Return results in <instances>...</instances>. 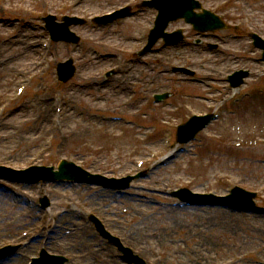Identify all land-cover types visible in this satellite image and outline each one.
<instances>
[{
    "label": "rangeland",
    "instance_id": "obj_1",
    "mask_svg": "<svg viewBox=\"0 0 264 264\" xmlns=\"http://www.w3.org/2000/svg\"><path fill=\"white\" fill-rule=\"evenodd\" d=\"M125 1L134 3L132 0H0V17L6 22H0V39L8 41V45L0 44V166L12 170L32 165L56 168L65 158L91 173L107 177L121 178L141 171L147 174L146 178L135 180L127 189L117 192L88 184L24 185L12 181V177L5 178L9 173L0 172L5 178H0V248L23 251L22 244L33 237H40L37 246L54 237L52 240L61 249L49 252L66 257V264H79L81 261L76 262L68 251L69 245H60L69 233L63 220L54 222L60 230L64 228L60 235L53 231V225L43 227V217L57 219L69 210L75 213L78 229L79 225L84 227L82 232L90 237L88 240L95 238L93 251L105 249L103 253L111 258L110 264L127 263L120 259L124 254L114 244L98 235L88 220L90 214L97 216L111 236L117 237L146 264H264V215L220 207H181L171 196L179 188L223 195L236 185L255 192L256 204L264 206V163L259 161L264 159V103L254 100L248 112L238 106L234 116H224L199 134L196 141L178 151L173 143L175 127L165 121L173 123L179 115L186 119L191 109L198 113L201 109L202 113L206 111V102L188 95L216 97L201 84L175 81L179 75H160L167 67L187 66L200 77L205 74L223 77L236 63L232 55L249 53L250 44L246 39L229 40L223 50L226 55L202 53L189 47L165 51L156 45L155 52L143 58L145 62L157 63L152 68L154 71L147 70V63L139 64L144 71L136 74V87L141 89L135 104L127 100L122 104L128 96L126 85H130L133 75L125 76L122 86L125 93L105 92L104 87L95 83H100L102 73L109 67L127 71L132 66L131 52L142 45V35L149 29L153 12L146 10L105 29L92 28L90 19L121 7ZM200 1L214 9L217 2L224 0ZM216 10L228 23L246 22L264 37V0H227L225 6ZM48 12L87 21L86 25L72 29L80 37L79 45L48 41L47 33L35 19ZM9 19L15 21L13 26L8 24ZM25 24L28 25L23 31L17 30ZM168 28L188 29L183 21L171 23ZM257 56L253 53L251 58ZM67 59L73 60L76 74L63 84L57 81L55 68L57 62ZM243 60L239 63L252 73L244 89L255 91L264 87V76L255 79L261 64ZM126 64L128 67L124 68ZM3 81L7 82L3 84ZM20 86L24 91L19 95L16 90ZM166 91L175 93L169 100L172 105L143 104L150 94ZM38 101L50 107V122L58 126L50 146L47 142L52 135L45 136L42 142L47 146L45 150L39 148V141H24L39 136L38 128L34 127V123L43 122L42 113L35 105ZM108 116H121L131 124L105 120ZM166 139H169L167 145ZM42 195L51 201L50 209H38L36 203ZM60 236L63 239L59 240ZM16 238L19 240L14 242ZM35 244L28 245L29 255L34 253L31 249ZM9 252L0 256V264L11 258V264H23V261L15 263L12 250ZM97 257L90 258V264H105L101 261L104 256Z\"/></svg>",
    "mask_w": 264,
    "mask_h": 264
},
{
    "label": "bare ground",
    "instance_id": "obj_2",
    "mask_svg": "<svg viewBox=\"0 0 264 264\" xmlns=\"http://www.w3.org/2000/svg\"><path fill=\"white\" fill-rule=\"evenodd\" d=\"M6 82L7 81H3V84ZM112 94H118V92L113 91ZM35 105H36V107L39 108V111H41L42 116H43V122L41 124L34 123V127L38 128V130H39V136L33 135V136L29 137L28 139H24V141H26L27 143H31V142L37 143L39 141V143H40L39 148L40 149L43 148L45 150L47 148V146H49V145L45 146L44 143H42L44 141L45 136L52 135L56 130L55 128H57L58 126L55 124V122H50V116H49V114H50L49 108L50 107L48 105H43L39 101ZM49 137H50L49 139H50V144H51L54 141V136L52 135ZM4 206H5V204H4ZM74 214L75 213H70L69 210H67L64 214H61L60 216H58L57 219H46L45 217H43V219H44L43 227L46 226L48 228L52 224L54 226H56V224L54 223L56 220L57 221L63 220V222L66 225V227L64 226V228L66 230H68L69 233L65 232L68 236L63 235L64 239H66V241L64 243V240H63V243H61L60 245H63V244L69 245L68 251L75 258V260H77L76 262H78V260H79V261H81L79 264H90V262H89L90 258L94 257V258L98 259L97 256H99V254H100L101 257L102 256L105 257L101 261L105 264H110L109 261L111 260V258L109 257V259H108L107 256L104 255V253H103V252H105V249L101 250V251H99V249H97L96 251L92 250V248L95 247V239H94V241L88 240L90 237H88V235L86 233L82 232L83 228H84L82 225H79V229H78V224L76 223V221L73 218ZM42 216H43V214L41 215V217ZM41 222H42V220H41ZM64 228H63V230H64ZM63 230H60L59 228L58 229L55 228L53 231L56 232L58 235H60V233L64 232ZM6 235L8 236L7 233H6ZM63 236H60L59 240L63 239ZM52 238H54V237H52ZM18 240H19V238H16V240L14 242H17ZM30 244L31 243H29V245ZM47 245H48L47 248L61 249V247L59 248L57 243H55V241L52 239L47 240L46 246ZM46 246H43V247H46ZM64 247L66 248L67 246H64ZM65 248H63V249H65ZM26 249L27 248L24 247V250H23V256L24 257L22 255H19V257H17V258L14 257L15 263H19L20 261H23V263H24V261L26 260V252H25ZM107 255H110V254H107ZM6 264H11V263L8 262Z\"/></svg>",
    "mask_w": 264,
    "mask_h": 264
},
{
    "label": "water",
    "instance_id": "obj_3",
    "mask_svg": "<svg viewBox=\"0 0 264 264\" xmlns=\"http://www.w3.org/2000/svg\"><path fill=\"white\" fill-rule=\"evenodd\" d=\"M186 16V18H189V16H190V13H188L187 15H185ZM68 64H69V62H68ZM60 72L63 74V72H64V70L62 69V67L60 68ZM189 125H190V123L188 124V125H186V126H184L183 127V129H181V131H182V135H181V137H180V141L181 142H184L185 140H187V138H188V136H189V134H190V132H189ZM62 167L60 166V169H61Z\"/></svg>",
    "mask_w": 264,
    "mask_h": 264
}]
</instances>
